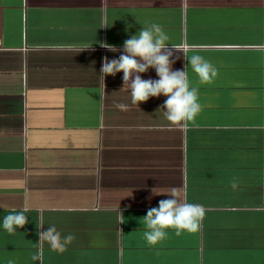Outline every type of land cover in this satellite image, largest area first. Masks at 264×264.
Here are the masks:
<instances>
[{
  "label": "crops",
  "instance_id": "0c3cea01",
  "mask_svg": "<svg viewBox=\"0 0 264 264\" xmlns=\"http://www.w3.org/2000/svg\"><path fill=\"white\" fill-rule=\"evenodd\" d=\"M153 23L173 70L192 55L216 69L199 84L188 68L187 127L157 111L164 97L136 107L121 73L98 76ZM185 184L198 230L149 246L141 218L168 198L150 190ZM12 210L28 223L0 230V264H31L41 216L75 236L43 264H264V0H0V218Z\"/></svg>",
  "mask_w": 264,
  "mask_h": 264
},
{
  "label": "clouds",
  "instance_id": "9594fccd",
  "mask_svg": "<svg viewBox=\"0 0 264 264\" xmlns=\"http://www.w3.org/2000/svg\"><path fill=\"white\" fill-rule=\"evenodd\" d=\"M131 27V26H129ZM169 37L158 24L140 27L138 31L125 39L119 49L118 58L101 59L99 77H115L121 73L122 87L130 94L131 103L136 107L150 98L164 97L163 104L157 111L163 113L165 120L172 126H184L194 122L201 110L198 103V89L190 85L188 68L195 74L199 84H207L216 76V69L199 55H192L184 59L187 64L182 70H173L176 62L173 57L175 47L167 41ZM110 52H117L112 45L101 44ZM149 70L155 73V79H142V74ZM116 108L126 111L127 105L117 104ZM230 187L235 190L237 183L232 181ZM151 196H166L159 200L156 207L148 208L141 218L144 225V240L149 246H155L167 238L169 230L179 236L182 232L195 233L200 221L204 217V207L198 203H191L187 197V185L183 188L172 187L166 192H157L152 188ZM122 217V215H121ZM123 219V217H122ZM28 223L24 211L12 210L0 218V230L14 234ZM43 217L40 218L38 239L29 256L31 264H43L45 246L57 254H62L71 245L75 236L71 233L61 235L55 226H48L44 231Z\"/></svg>",
  "mask_w": 264,
  "mask_h": 264
}]
</instances>
